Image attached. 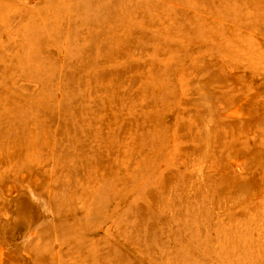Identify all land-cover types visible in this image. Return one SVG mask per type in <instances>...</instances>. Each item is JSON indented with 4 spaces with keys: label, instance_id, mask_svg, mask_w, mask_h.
Returning a JSON list of instances; mask_svg holds the SVG:
<instances>
[{
    "label": "rangeland",
    "instance_id": "rangeland-1",
    "mask_svg": "<svg viewBox=\"0 0 264 264\" xmlns=\"http://www.w3.org/2000/svg\"><path fill=\"white\" fill-rule=\"evenodd\" d=\"M0 264H264V0H0Z\"/></svg>",
    "mask_w": 264,
    "mask_h": 264
}]
</instances>
